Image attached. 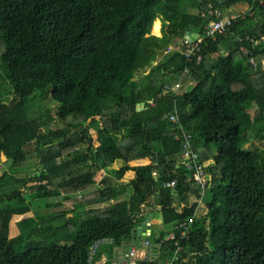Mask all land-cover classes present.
I'll return each instance as SVG.
<instances>
[{
    "label": "trees",
    "instance_id": "16d2710c",
    "mask_svg": "<svg viewBox=\"0 0 264 264\" xmlns=\"http://www.w3.org/2000/svg\"><path fill=\"white\" fill-rule=\"evenodd\" d=\"M212 6L239 17L190 61L181 44ZM175 106L211 163L201 205ZM263 137L264 0H0V264H89L101 238L93 262L112 264L150 213L158 254L138 264H168L176 242L175 264H264V141L247 148ZM137 152L151 163L131 165Z\"/></svg>",
    "mask_w": 264,
    "mask_h": 264
},
{
    "label": "built area",
    "instance_id": "2783aa9c",
    "mask_svg": "<svg viewBox=\"0 0 264 264\" xmlns=\"http://www.w3.org/2000/svg\"><path fill=\"white\" fill-rule=\"evenodd\" d=\"M210 14L214 17H216L217 21H215L212 25L207 26L206 28V35L204 37L202 36H196L195 38H192L193 34H186V36L183 39V42L181 44V47L183 48V54L186 59L192 61V57H197V60L199 63L203 61V43L206 37H216V35L219 32L226 31L229 27L239 16L237 13L232 12L230 15L225 14L224 11L220 8H214L212 6V9L210 11ZM248 63L253 67L254 71L258 70V62L257 60L252 56L249 58ZM182 84H181V77L178 78V81L173 84L172 86H167V91H172L174 95L178 94V92L181 90ZM170 121L171 123L177 125L181 129V136L179 135L177 137V140L183 138L182 148L185 151V154L183 156L184 159V166L187 169L189 173H191L192 180L196 182L197 185H200L201 192L200 195H202L201 200L199 201L200 205L204 203V200L207 198V195L209 193V186L211 185L209 175L206 171V167L201 165L200 162V156L198 154H195L191 151V140L192 137L189 134H186L184 131H182L181 125L179 123L178 113L175 106L174 112L170 115ZM168 189H175L176 183H168L165 185ZM195 221V216H192L188 219V222H184L180 225L181 231V238L184 239L187 237V232L189 229V224L193 223ZM175 235L170 234L169 239L175 240ZM114 243V239L112 238H101L95 240L90 247L88 248V263L89 264H95L93 262V258L96 255L97 251L103 247V246H110ZM177 250L174 255V257L168 262V264H175V262L178 260L179 252L182 251V246L179 244V242H176ZM153 255V245H151L147 240H144L139 247L136 245H132L129 252L125 255L119 258L114 264H138V262L141 259L144 258H150Z\"/></svg>",
    "mask_w": 264,
    "mask_h": 264
},
{
    "label": "crops",
    "instance_id": "0c3cea01",
    "mask_svg": "<svg viewBox=\"0 0 264 264\" xmlns=\"http://www.w3.org/2000/svg\"><path fill=\"white\" fill-rule=\"evenodd\" d=\"M158 21H159V23H160V25H161V28H160V34L159 35H157V34H154V32H153V34L155 35V36H158V37H161L162 36V21L160 20V19H158ZM174 49V47H171V49ZM131 156H133V157H136V156H140V157H142V155L143 154H139V152H137V153H132V154H130ZM149 157L150 158H141V159H137V158H135V159H137V160H134V165H136V166H138V165H147V164H149V163H151V160L153 159L150 155H149ZM152 158V159H151ZM206 166L207 167H209V164L207 163L206 164ZM205 166V167H206ZM210 179V178H209ZM146 219H150V221H149V228L148 227H144L143 229L142 228H140L139 229V231H137V233H136V235H137V238H138V240L140 241V242H143L144 241V239H143V236L144 235H149L150 234V232H151V225L152 224H155V225H158L159 224V221H158V218H156V216H155V214L154 213H150L148 216H147V218ZM146 219H145V221H146ZM144 221V222H145ZM140 226V225H139ZM132 244H133V242H131V243H126L125 245H124V247L123 248H119V249H117V251H116V253L114 254V257H113V261H112V264H114L119 258H121L122 256H125L128 252H129V250H130V248L132 247ZM109 262V258L107 257V255H105V254H103V255H101L100 257H99V259L96 261V264H107Z\"/></svg>",
    "mask_w": 264,
    "mask_h": 264
},
{
    "label": "rangeland",
    "instance_id": "374dc122",
    "mask_svg": "<svg viewBox=\"0 0 264 264\" xmlns=\"http://www.w3.org/2000/svg\"><path fill=\"white\" fill-rule=\"evenodd\" d=\"M153 32H154V34H157V35H159L160 34V32H159V34L155 31V27H154V30H153ZM40 106V105H39ZM46 112H48V107L44 104L43 106H40V107H38L37 108V110L35 111V113H37V115L38 116H40V115H44V114H46ZM47 115V114H46ZM46 115H44L43 117L45 118L46 117ZM54 126L56 127H59L60 126V124L57 122V124H54ZM264 141V137H263V139H260V142H258V143H256L255 145H248L247 146V148H249V149H255L257 146H259L262 142ZM263 144V143H262ZM256 146V147H255ZM243 148H246V146H244ZM150 158L149 157V155H142V157H140V156H136V157H133V156H131L129 159H128V162L131 164V165H134V160H139V159H143V158ZM135 158H137V159H135ZM209 164V166L211 165V163H208ZM134 166H136V165H134ZM72 197V196H71ZM75 197H77V196H74V198ZM72 202H74V200L73 199H70V202H68V203H72ZM42 204V202L40 203V202H38L37 203V205L38 206H40ZM17 221H18V217H16L15 219H13V222H12V229L10 230V232H11V234L13 235V234H17V230H18V223H17ZM11 235V236H12Z\"/></svg>",
    "mask_w": 264,
    "mask_h": 264
},
{
    "label": "water",
    "instance_id": "95a60500",
    "mask_svg": "<svg viewBox=\"0 0 264 264\" xmlns=\"http://www.w3.org/2000/svg\"><path fill=\"white\" fill-rule=\"evenodd\" d=\"M193 35H195V36H193L192 38H195L196 36L198 37L199 36V34H193ZM142 107H144V104L142 105ZM149 221H150V219H146V221L144 222V223H142L140 226H138L136 229H135V231H134V233L136 234L137 233V231H139V229L140 228H144V227H150L149 226ZM148 236V235H147ZM146 235H144L143 236V239L145 238V237H147ZM157 254H158V246L157 245H155L154 247H153V257H155V256H157Z\"/></svg>",
    "mask_w": 264,
    "mask_h": 264
},
{
    "label": "bare ground",
    "instance_id": "6f19581e",
    "mask_svg": "<svg viewBox=\"0 0 264 264\" xmlns=\"http://www.w3.org/2000/svg\"><path fill=\"white\" fill-rule=\"evenodd\" d=\"M160 28H161V25L159 23V21L157 20L156 24H155V31L159 34L160 32Z\"/></svg>",
    "mask_w": 264,
    "mask_h": 264
}]
</instances>
